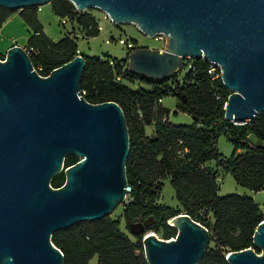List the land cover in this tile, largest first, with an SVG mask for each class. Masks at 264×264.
I'll use <instances>...</instances> for the list:
<instances>
[{
    "label": "water",
    "instance_id": "obj_1",
    "mask_svg": "<svg viewBox=\"0 0 264 264\" xmlns=\"http://www.w3.org/2000/svg\"><path fill=\"white\" fill-rule=\"evenodd\" d=\"M52 0H0L20 10ZM78 11L104 12L116 25L133 24L148 37L164 35L165 48L139 46L128 69L164 82L186 59L215 64L231 92L225 119L244 124L264 112V0H70ZM5 60V61H4ZM85 56L41 76L27 50L15 44L0 59V264H63L51 241L55 231L111 216L127 202L130 136L122 107L92 104L80 91ZM68 155L81 159L65 167ZM64 171L65 183L52 178ZM171 240L148 230L149 217L129 226L141 234L149 264H197L211 241L209 230L180 213ZM253 245L229 251L230 264H264V219Z\"/></svg>",
    "mask_w": 264,
    "mask_h": 264
},
{
    "label": "trees",
    "instance_id": "obj_2",
    "mask_svg": "<svg viewBox=\"0 0 264 264\" xmlns=\"http://www.w3.org/2000/svg\"><path fill=\"white\" fill-rule=\"evenodd\" d=\"M50 4L55 15L69 18L85 37L99 35L100 23L89 11H78L70 0H52ZM17 11L32 30L27 48L41 76H48L78 54L79 36H73L72 29L58 41L52 40L39 19L38 6L20 10L0 6V27ZM131 41L135 49L139 47ZM84 56L81 94L92 104L117 102L129 129L126 170L131 191L122 212L126 227L153 217L154 223L147 229L171 240L178 229L169 221L186 213L209 230L210 243H214L197 264H230L226 259L229 251L253 248L260 253L253 245L255 230L264 219L259 204L247 195L220 196L218 191L220 173L231 174L237 184L252 191L264 190V112L244 124L228 122L225 107L231 92L222 83L220 69L205 59H187L184 76L177 72L169 80L158 82L132 73L127 57ZM4 58L0 53V59ZM212 67L215 69L210 73ZM134 83L137 88L131 86ZM167 96L176 98L179 112L193 117L192 124L170 122V111L162 105ZM150 125L155 130L152 137L146 132ZM221 135L234 145L230 157L218 149ZM77 159L68 155L65 167ZM211 162L215 167L210 166ZM164 178L170 179L180 207L159 202ZM65 179L62 171L50 184L60 188ZM131 235L121 229L119 220L105 216L55 231L51 241L63 252V264H89L95 255L98 264H149L143 236Z\"/></svg>",
    "mask_w": 264,
    "mask_h": 264
},
{
    "label": "rangeland",
    "instance_id": "obj_3",
    "mask_svg": "<svg viewBox=\"0 0 264 264\" xmlns=\"http://www.w3.org/2000/svg\"><path fill=\"white\" fill-rule=\"evenodd\" d=\"M42 7L46 9L41 14L43 15V21L47 30H49V32H52L56 38L60 39L66 36L67 33L69 34V32L73 29L72 35L79 36L78 48L79 52L83 55L101 57L104 55H109L117 59L126 58L127 47L119 43V38H128L130 40H135L138 46H147L151 48H159L162 46L159 41L155 40V38L148 37L133 24H114L109 18H106L104 12L99 9L91 8L85 10L95 15L101 26V30L98 36L87 38L82 34L80 28L73 22L69 21V23L64 26L61 23V18L54 14L50 4L42 5L41 8ZM112 37H114V39L116 40H112ZM186 71V69L179 71L180 77L184 76ZM131 86L133 88H137L138 84L134 83ZM162 102L164 107H166L170 111V122H172L173 124L193 123V117L190 114L182 113L177 110V100L174 96H167L162 100ZM148 129L150 131L152 128ZM217 146L219 151L225 157H230L235 150L234 145L225 135H221L219 137ZM210 166L215 167V162H211ZM219 187L220 188L218 192L220 196L238 194L241 196L247 195L254 198L252 196V193L254 192L246 187H242L237 184L231 174H227L224 176V174L220 173ZM257 200H259L262 204L260 208L264 216V192H259V194H257ZM126 203L127 202H124L118 205L111 214V217L119 220L121 229L131 235L130 229L126 227L125 221L122 217V212L125 208ZM160 203L173 208L180 207L179 201L175 196V191L169 178L163 179V188L160 196ZM204 214L206 215L207 213L204 212ZM154 233L160 238L159 234H157L156 232ZM131 237L133 241H136V239L132 235ZM208 246L214 247V243L211 242ZM89 264H98V256L95 255L90 260Z\"/></svg>",
    "mask_w": 264,
    "mask_h": 264
},
{
    "label": "crops",
    "instance_id": "obj_4",
    "mask_svg": "<svg viewBox=\"0 0 264 264\" xmlns=\"http://www.w3.org/2000/svg\"><path fill=\"white\" fill-rule=\"evenodd\" d=\"M44 10H46L44 9V7L42 8L39 7V11H38V16L44 26V31L52 40L58 41L59 38H56L54 34L52 32H49V30H47V28L45 27V24L43 21V15L41 14ZM31 33H32V30L25 24L22 17L20 16L19 11L12 13L9 16V18H7V20L0 27V53L6 55L8 49L15 44H18L24 47L26 50H28L27 41ZM162 105H163V102H162ZM148 128H152V129L149 131ZM146 132L149 136L151 137L154 136L155 134L154 126L153 125L147 126ZM238 152H241V150H238ZM225 175L227 174H224V176ZM253 192H254L252 193V196L254 197L253 199L255 200L257 204H259V206H261L262 205L261 202L257 200V194H259V192H264V190H261L258 192L253 191Z\"/></svg>",
    "mask_w": 264,
    "mask_h": 264
},
{
    "label": "built area",
    "instance_id": "obj_5",
    "mask_svg": "<svg viewBox=\"0 0 264 264\" xmlns=\"http://www.w3.org/2000/svg\"><path fill=\"white\" fill-rule=\"evenodd\" d=\"M105 14V13H104ZM105 17L106 18H109L106 14H105ZM69 18H61V23L64 25V26H66L68 23H69ZM100 29H101V26H100ZM155 38V40H157V41H159L160 43H161V47H159L158 49L159 50H163L164 48H165V43H167V38L164 36V35H159V36H156V37H154ZM112 40H116V39H114V38H112ZM119 43L120 44H122V45H125L126 47H127V54L129 53V52H131V51H133L134 49H135V45L133 44V42L130 40V39H128V38H119ZM27 52L29 53V50H27ZM78 53H80V52H78ZM127 57V56H126ZM187 59H190V58H187ZM187 59H186V61H187ZM202 59H204V58H202ZM213 64V63H212ZM214 66H216L215 64H213ZM214 67H212L210 70H209V72L210 73H212L213 71H214ZM229 122V121H228ZM231 123V122H230ZM233 124H235V123H233ZM235 125H239V124H235ZM131 191V187H129V192ZM129 194V193H128ZM127 199H128V195H127ZM126 199V201H128Z\"/></svg>",
    "mask_w": 264,
    "mask_h": 264
},
{
    "label": "flooded vegetation",
    "instance_id": "obj_6",
    "mask_svg": "<svg viewBox=\"0 0 264 264\" xmlns=\"http://www.w3.org/2000/svg\"><path fill=\"white\" fill-rule=\"evenodd\" d=\"M74 156H76L78 158L77 161L75 162V163H77L81 159V157H79L78 155H74Z\"/></svg>",
    "mask_w": 264,
    "mask_h": 264
},
{
    "label": "bare ground",
    "instance_id": "obj_7",
    "mask_svg": "<svg viewBox=\"0 0 264 264\" xmlns=\"http://www.w3.org/2000/svg\"><path fill=\"white\" fill-rule=\"evenodd\" d=\"M170 223L172 224V222L170 221Z\"/></svg>",
    "mask_w": 264,
    "mask_h": 264
},
{
    "label": "clouds",
    "instance_id": "obj_8",
    "mask_svg": "<svg viewBox=\"0 0 264 264\" xmlns=\"http://www.w3.org/2000/svg\"><path fill=\"white\" fill-rule=\"evenodd\" d=\"M5 61V60H4Z\"/></svg>",
    "mask_w": 264,
    "mask_h": 264
}]
</instances>
